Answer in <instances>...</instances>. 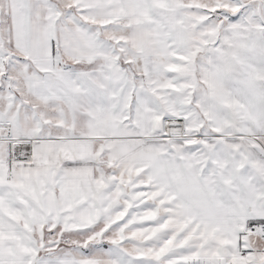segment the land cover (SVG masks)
I'll return each instance as SVG.
<instances>
[{
  "label": "snow or ice",
  "instance_id": "6c2138e0",
  "mask_svg": "<svg viewBox=\"0 0 264 264\" xmlns=\"http://www.w3.org/2000/svg\"><path fill=\"white\" fill-rule=\"evenodd\" d=\"M0 264H264V0H0Z\"/></svg>",
  "mask_w": 264,
  "mask_h": 264
}]
</instances>
